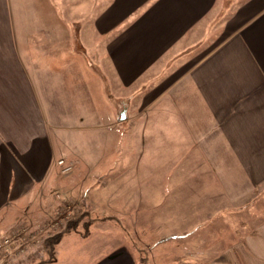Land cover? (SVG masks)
<instances>
[{
	"label": "crops",
	"instance_id": "obj_1",
	"mask_svg": "<svg viewBox=\"0 0 264 264\" xmlns=\"http://www.w3.org/2000/svg\"><path fill=\"white\" fill-rule=\"evenodd\" d=\"M71 129L108 131L90 167L118 184L90 264H264V0H0V229Z\"/></svg>",
	"mask_w": 264,
	"mask_h": 264
},
{
	"label": "rangeland",
	"instance_id": "obj_2",
	"mask_svg": "<svg viewBox=\"0 0 264 264\" xmlns=\"http://www.w3.org/2000/svg\"><path fill=\"white\" fill-rule=\"evenodd\" d=\"M79 43L81 40L71 39L64 42V45L73 44L77 47ZM49 48L39 44L32 46L31 54H27L28 62L32 67L37 68L41 63L50 64L49 55H44L49 52ZM80 52L82 57H90L92 62H99L91 52L86 53L81 49ZM82 57L80 56L83 61ZM80 123L84 121L80 120ZM107 132L103 129L95 132H90V129H71L54 133V145L63 155V164L59 163L62 172L59 171L56 176V187L50 181L46 195L43 193L38 195L40 191L46 189L36 191L34 198L16 204L13 212L7 215L4 225L14 230L10 232L9 227L6 231L5 228L0 229V243L9 238L12 245L7 250L3 248L0 250V264H43L44 259L49 260L51 257L58 259L56 264H90L93 257L101 253L106 254L108 250L117 246V239L113 236L117 232L118 214H111L113 212L111 209L102 214L101 207H97L98 209L94 211L90 203L92 197L100 200L103 193L111 192L112 195H118V184L106 183L105 178L101 177L102 173L99 174L102 166L90 167V157L92 160L101 159V147ZM68 166H71V169L66 171L65 168ZM132 217H126L127 224L131 222ZM102 221L116 224L115 232L112 236L111 232L109 235L106 234L105 236L108 237L105 239L96 236L97 242L104 241L105 244L102 248L90 250V229L95 228L96 225L99 227ZM93 222L96 223L92 227L90 224ZM67 224H75L76 227L55 250L46 248V238L65 230ZM17 227L19 228L15 229Z\"/></svg>",
	"mask_w": 264,
	"mask_h": 264
},
{
	"label": "trees",
	"instance_id": "obj_3",
	"mask_svg": "<svg viewBox=\"0 0 264 264\" xmlns=\"http://www.w3.org/2000/svg\"><path fill=\"white\" fill-rule=\"evenodd\" d=\"M76 225L73 224H67L65 230L57 232L55 235H53L52 237L46 238L45 240V247L46 248H50V249H54L55 245H57L60 240L62 239V237L68 233L71 232L73 230V228H75Z\"/></svg>",
	"mask_w": 264,
	"mask_h": 264
},
{
	"label": "built area",
	"instance_id": "obj_4",
	"mask_svg": "<svg viewBox=\"0 0 264 264\" xmlns=\"http://www.w3.org/2000/svg\"><path fill=\"white\" fill-rule=\"evenodd\" d=\"M60 164H63V161L59 162ZM71 166L66 167L65 170H70ZM12 245V242L10 241L9 238L4 239L3 242L0 243V250L3 248L4 250H7L8 248H10V246Z\"/></svg>",
	"mask_w": 264,
	"mask_h": 264
},
{
	"label": "water",
	"instance_id": "obj_5",
	"mask_svg": "<svg viewBox=\"0 0 264 264\" xmlns=\"http://www.w3.org/2000/svg\"><path fill=\"white\" fill-rule=\"evenodd\" d=\"M125 119V116H124V114H123V116H122V119L121 120H124Z\"/></svg>",
	"mask_w": 264,
	"mask_h": 264
}]
</instances>
